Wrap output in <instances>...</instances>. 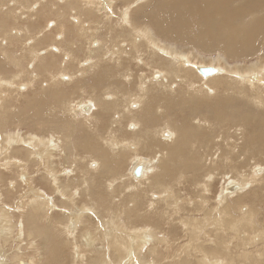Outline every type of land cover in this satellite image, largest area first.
<instances>
[{
    "label": "rangeland",
    "instance_id": "obj_1",
    "mask_svg": "<svg viewBox=\"0 0 264 264\" xmlns=\"http://www.w3.org/2000/svg\"><path fill=\"white\" fill-rule=\"evenodd\" d=\"M39 1H40V3H38L37 0L32 1L31 5L29 6L30 12L29 13H27V12L23 13L21 16V20H23L27 24L26 29L17 28V33L15 34L16 36L15 35L13 36L12 33H9V31L7 30L6 33L8 34L10 44L8 43V41L6 42V41H3V39H0V77L3 79H6V80H12V82H9L10 83L9 88H7L6 86H2V84L0 86V102L3 100V102L6 103V106H7V109H5L6 110L5 113L3 111H0L2 115L4 114L3 118L0 119V178H1L0 179V187H1L0 188V209H5L3 207H6V208L8 207L7 209L11 214V221L14 222L15 226L18 227V228L14 227V231L12 233V238H11L12 240L7 241V244L4 245L5 251L7 252L6 254H13V252L11 250L16 249L15 247H17V249H18L17 244H19V243H17L16 238L19 237L20 233L22 235V238L24 239V234H25L24 230H25V228H27V225H25L24 220H25V216L28 213L27 196H29V195H26L27 191L29 192L31 188H33L34 190H43V191L49 190L47 187L48 185H47L46 181L44 179H42V177H46L47 180L49 179L48 181L51 182L52 181L51 176H53L54 173L57 174L58 179L59 178L62 179V177L65 178V175H66V177L69 176L67 180L72 179L71 183L74 184V186H73L74 188H72V193H73L74 197L71 198V201L76 206H79L80 203H84L87 205L86 208L88 207L89 210L98 209L100 213L94 214L96 210L93 212L91 211L90 213H92V216H93L92 220L95 221L98 225H100L101 223H98L99 219H102L103 217L106 218L108 216H112V214H113V210L111 209L112 204L108 201L109 198H107L110 195V191H109L110 187H112V186L113 187H119V189L120 188L122 189V187H123V189L126 188V190H122V191L129 193L128 195H130V192L132 190H136V189H133L131 187V182H133V181L129 182L126 178L127 173L130 174L129 170L133 168V165L137 166L139 163V165H142L144 167V169L147 168V174H148L147 179L148 180L146 179L144 181V179L142 177V179L139 180V181H141L140 182L141 184L137 183V185H140L139 186L140 188L148 187L149 181L151 180L152 177H154L153 175L158 176L159 171L162 172V170H160L158 167L159 160H160L159 150H154V153L149 152V151H153V150L149 149L151 147L148 144L149 143L148 141H147V143H144L142 145L137 144V141L134 142V138H133L134 133H133L132 129L135 127L136 130H138L137 131L138 136L142 140H144L146 136H150L153 139L157 140L161 136H165V134H170L171 137L173 138L171 143H169V145H168L169 149H170V148H172V147H170V144H171V146L178 144L174 138L176 136V132H178V134H180L179 131H181V130L184 131L182 128L190 127L193 130V133H192L191 129L187 128L188 134L190 135V137H192L194 139V142H195V140H196V142L192 143L190 146L187 147V151L189 149L190 150H189V152H186L185 155L181 154V152H179V155H178L179 159L180 158L182 159V157L184 158L182 160L180 159L179 162H182L183 160L186 162H184L185 166H184V164H182L183 167L181 166V164H178V165L182 168L187 167V165L196 168L195 165L201 164L200 167L203 171H199L198 169L195 171V172H199L197 174V179H196V178H192V175L191 176L189 175L190 173H188V172L184 173L182 171V168H179V167L177 168V166H178L177 161H175L176 162L175 163L174 160L171 159V157L169 159V155L171 154V156H172L173 151L175 149H179V148L181 149L182 145H179V144H178V146L176 145L178 148L174 146L172 149H170L171 153H167L169 155L166 154L168 157L167 158V161H168L167 164L170 165V163H171L173 165L175 163L173 166L171 165V168L173 167L172 170L176 171V173L178 172L179 174L178 173L174 174L175 176H177V177H175L176 179L174 178L175 181H174V179H172L173 181L167 180V184L164 185L167 189H169L168 192L172 196V197H170V198H172L171 203H169V202L167 203V208L165 205L162 206V203L160 202L163 200L162 194L159 193V196H158V192H157V194L154 193L149 197V201L151 200L152 202L151 201L149 203L146 202L147 203L146 206L148 207L149 213H151L153 215V218H154L153 223L161 226V229L157 230V232L161 233V239H160L161 245L158 244V246H159V248L161 246L163 247V248L162 247L160 248L162 251V257L164 258V259H162V264L163 263L164 264L165 263L166 264H182V263L186 264L185 261H188V263H191V264H195V263L199 264L200 259H198V258H202V257L204 260L206 259V261H208V259L210 258L209 257L210 255L205 254L204 248L216 249V251H213L214 254L211 255V257L214 256L213 257L214 260L219 259L222 262L224 261V264H225V262L228 263L227 253L223 252L225 250H228V251L234 250L235 251L234 254L236 256L238 254L241 255V253H242L240 261L233 262L232 264H247V263L248 264H261L262 260H264V233L261 234L260 232L256 231L253 234H249L248 232L244 231L241 233L242 235H240L239 233L236 234L235 232L231 231V230L235 229V227H236L235 225H230L227 230H224V227L222 229V226L215 225L216 222L213 223L208 229L207 228L205 229L204 227L208 226V224H207L208 218L205 217V211L207 209L212 208L211 206H213V207L217 206L216 204L220 201V193H221V190L224 188V185H227L228 183L232 184V185L238 184L237 181L240 178V175L241 176L249 175V177H250L248 180L249 184H247L243 188V191L240 192V194L246 193L247 196L242 201H240L241 204L240 203L238 204L239 207L236 205L238 203V202L236 203V199L239 196V194L235 193L231 196L226 197L227 199L230 200V203L232 202L231 204L236 205V207L234 206L235 208L233 207L234 209H232V210H234V212L233 211L232 212L236 216H240V215L244 214L243 210L246 211L249 204L253 201V203L259 209V211L257 212V216H256L257 217L256 224L259 227L264 225V198H263L264 194H263V192L260 194V195H262V199L260 200V202L257 199H255V197L253 198L251 196L253 189H256V187L258 188L259 185L264 187V157H262V156H264V151L261 150V149H263V146H264V144H263V142H264V96L262 98L259 97L260 95L261 96L264 95V90H263L264 89V76L259 77L258 78L259 81L255 79L256 77H252L253 74H257V75L260 74L262 72V70L264 69V29L262 30V28L261 29L259 28V32H261V34L262 33L263 34H262V37L260 34L259 37L257 38L258 40H261V41H259L258 46L256 48L250 49V52L247 50L245 55H243V56L240 55V56H236V57L235 56H229L227 53H225L222 50H211V51L209 49L203 50L202 48H200L198 46L195 47L194 45L188 44L186 42L180 43L177 41L175 42V41H169L167 39H160V38H158L156 33L154 31H152V33L154 34L156 39L159 40V42H160V43H158L159 46H166V45L173 46L175 49H177L176 50L177 52H179V53L182 52V54H184V57L182 59H180V61L186 60L189 63H192V64L197 65V66H214V67H217V69H219L218 74L217 75L214 74L213 77L209 80L201 78L202 76L198 75V74H197L198 77H200L199 79L191 78L188 81L181 79L180 76H177V77H175V80L172 81V83L166 82L167 85L164 89H161V88L156 89L157 87H159V85L155 82H151V80L149 78L151 77V79H152V77H153L152 74H155V73H159L160 76H163L165 73L163 70H153L151 73L149 68L147 67V65L149 64V60L151 62L153 59H156V60L162 61L164 63V61H167V59L162 54H160V51L157 52L156 54H158V55H155V56H154V54H152L150 52H149L150 54L148 52H145L144 55H142L140 59H138V57L136 56L137 55L136 51L132 55H129V48H131V46L128 44V42H126L124 40L120 41L119 37L116 36L119 31L121 33L120 28L125 27L124 30H126L128 28L135 26V24L139 28L145 27L147 29L152 30V25L149 23V21H147L145 19V15H143L145 13L144 11H146V10L149 11V9H147V7L144 6V8H143L144 10L142 9V11L139 12V14H141V13L142 14L137 15L134 12L136 6H131L129 9L125 10V8L128 7V5H125L123 0H111L114 2L112 4V6H114L115 8L107 5L106 3H103L104 7H105V8H103L101 3L104 2V0H92L91 1L92 4H95L96 6L99 7L98 12H95L96 15H93L90 18L93 20H94V18H100V22L96 24V23H93L92 20L90 23H88L89 17L85 16L84 18H82L83 16L80 15L78 5L82 4V5L86 6L87 0H83V1L71 0L70 2L73 5H70L67 2V0H63V1L62 0H51L50 5H49V3L47 4L46 0H39ZM135 1L136 0H133L131 3H135ZM144 1H146V2L137 3V7L141 6V5H149L148 6V8H149L150 5L152 4L151 0H144ZM62 2L66 6H67V4H69L70 6H68V7L73 8V6L74 7L76 6V8H73L70 10L69 9L65 10V12L67 14H66L65 19L62 21H64L63 23H66L67 22L66 20H68L71 17L70 18V25L71 26L69 25L70 27H69V29H67V31H65L64 35H62V33L60 31H56L54 29V23L56 21V16H54V15H52V17L50 16V14L54 11L53 7H55L56 4L62 3ZM156 2H157V0H153V3H156ZM12 3H13V1H11L10 6L13 5ZM74 10H76V11H74ZM103 10H105V11H103ZM123 12H126V13H123ZM129 12L132 14H130ZM16 13L18 14L19 12L16 11ZM73 13H74V15H73ZM67 15H68V17H67ZM127 15H128V19H127ZM74 16L77 18L75 19ZM124 16L127 19V23H128L127 25H125L126 24L125 22L122 23V19L124 18ZM27 19H29V20H27ZM39 19L41 20V22ZM45 20H46V23H45ZM248 21L251 22V20H247V19L246 20L243 19L241 22L246 23ZM7 24L11 25V27L13 25L12 21L9 19V17L6 18V25ZM99 24L101 25L100 30L98 29L100 27ZM73 28L75 30H73ZM80 28H83L85 30V33L88 34V39L91 36H94V38H95L94 43L95 44L97 43V45H99V46L101 43L105 47L103 49V51H100L99 53L94 51V50H96L95 48L97 47L96 45H91L92 44L91 42L94 39L90 43H87L84 41V46H83L84 50L86 52L90 46L94 47V48L91 47V49H92L91 55L102 54V56H103L102 58L104 60L103 62L98 61L99 60L98 58L96 59L97 63L101 62V64L98 66V70L100 69V73L101 72H102V74L104 73L103 78H106V80L102 84L100 82L99 84L95 83V85H93L92 78L94 77V75H92V72L86 73L87 76L85 74L81 75L82 74V71H81L82 67L86 64H91L93 62H90L89 58L87 59L88 54L86 52H84V53L82 52L83 47L80 45V43L77 41V39L74 38V36H73V34H77L79 32ZM24 30H26L25 31L26 33L24 32ZM69 31H72V32L70 33ZM35 33L36 34L38 33V34L35 36ZM18 35H21V37H23V40L19 41ZM54 36H57L56 37L57 40L64 38L68 42L72 38H74V39H72L73 41L75 40L73 49L74 48H76V49H75L74 54L72 53V55H70L71 50L67 49L66 47H63V49H66V52H62V49L61 50L58 49L57 46L55 45L58 42H56V41L53 42ZM34 38H38L36 40V42H34ZM117 40H119V46L116 45ZM258 40H257V43H258ZM17 41H18V43H17ZM24 42H26V43H24ZM14 43H15V45H14ZM88 44H89V47H88ZM9 45H10V47H9ZM32 45L36 46L37 52H39V51L40 52L36 55L37 58L35 60H29L28 61V60L23 58L24 53L23 54L21 53V55H20V52H21L20 50L23 49V47H24L23 52H26L27 49H30V46H32ZM57 45H61V44L58 43ZM126 45H128V46H126ZM134 46H137V44H135ZM133 47H132V49H133ZM55 49H57V50H55ZM119 49H121L123 52L124 51L125 52L118 55ZM68 51L70 52V54ZM80 52H81V54H80ZM10 57H11V59H10ZM15 60H19V66L21 68H16L12 64L15 62ZM120 60H121V62H120ZM145 60H146V63L144 62ZM136 61H138V62H136ZM123 65H126V66H123ZM254 65H256L257 68ZM63 66H65V67H63ZM121 68H124V69L122 70ZM94 70H95V68H94ZM26 71L35 73L37 75V78H33V74H30L29 78H22V77L16 78L17 75H20V73L26 72ZM126 72H128V73H126ZM193 72H196V71L193 69ZM58 73H59V77L55 78L53 75L58 74ZM131 74H134V76H135V81L133 83L131 82L132 81L131 77H130ZM141 75H143L144 79L147 82L145 85H143L142 81H140ZM111 77L113 79L117 78V83L114 86L111 84V87H110L108 84V82H109L108 79ZM30 78H32V79H30ZM137 79H138V81H137ZM211 80H212V83L214 82L213 84L212 83L210 84ZM252 80H253V82H252ZM27 81H29V82H27ZM156 81H158V80H156ZM189 81H190V83H189ZM225 81L229 82L228 87L223 85V83ZM79 82L81 83V85ZM187 82H188V84H186ZM193 82H194V85H192ZM77 84H79V85H77ZM189 84L192 86V88ZM171 85H173V87ZM208 85H210V86H208ZM219 85H220L221 92L219 90ZM140 86H143L142 90L144 88H145V90L148 88V90L145 92L146 93L150 92V94L152 96H149L147 94L144 95L142 92L139 93L140 91H138V88ZM229 86L231 89L229 88ZM107 87H109L108 90H107ZM149 87H152V88L149 90ZM246 87H247V89H246ZM103 88H105V89H103ZM129 88L132 90V92L130 94H136V95H133L132 100L126 103L127 106H124V108H126V109H125V112L123 113V115H120V113L118 112L119 110L117 108L106 109V103H108V102L113 103V101H114V96H115L114 92H113L114 90L121 92L123 97H124L125 95L126 96L129 95V92H130ZM110 90H112V92H109L110 94L106 93ZM159 90H161L162 92H160ZM226 90L228 92H230L231 94L228 93ZM159 92L161 94H159ZM166 92H167V94H170L171 92L174 93V94L168 95L170 97L169 100L174 101L173 102L174 107H172L170 109V111H168L166 114H163L162 104L164 103V101L163 102L159 101L158 103L155 101H156V99H158L157 97L162 96ZM223 92H225V93H223ZM250 92H253V93H250ZM104 93H106V94H104ZM216 93H218L219 95ZM227 93L229 96L226 95ZM257 93H259V95H257ZM176 95L179 98L181 97V99H187L188 98L187 100L193 101V102L191 101L189 103V105L186 106L187 107L186 109H188L189 107L192 108V109L189 108L187 110L188 114H187V112L182 113L180 111L184 106H181L180 108L176 107L177 102H175V101L178 100V97ZM193 95H195L196 97ZM2 96L4 98H2ZM94 96H95V98H97V100H99V101H97L98 104H103V105H101L97 109L93 108L94 111H92V112L86 111L84 109L85 107H83V106H86V105L88 106V104L93 106L92 102L94 103V101H92V100L88 101L89 100L88 97L93 98ZM146 96L147 97H154L151 99L152 102L150 101V103H155L154 105H157L154 110H152L151 106H150V108L147 110L146 115L149 118L153 119L155 117L158 120L153 119L154 120L153 124H151V122H148L141 117H139L138 119L130 118L129 120H127L126 118L128 116L131 117L134 114H139L140 112H138V111L144 105H149L148 104L149 100L147 99ZM192 96H193V98H191ZM215 96H216V98H215ZM84 97H86L87 99L86 98L84 99ZM100 98H101V100H100ZM221 98L223 100H225L226 98L231 100L230 105L228 106V109H227V110H229V112L227 111L228 114H227V112H224L225 117H226V119L224 121H228V122L230 121V122H229V125H224L223 127L221 126V124H222L221 120L220 121H214L212 118H209L212 115V110L210 109V107H213V106L217 107L216 106L217 104H221V103H219L220 101L223 102V100ZM197 99L198 100L200 99L199 101L201 102L199 108L197 107V105H199L198 104L199 101ZM41 100H43L46 103V107L42 108V109L40 107ZM141 101L143 102V104H141ZM63 102H67L69 105V107L67 106V114L61 113L58 111V109L63 105L62 104ZM58 103H60V104H58ZM160 103H161V105H160ZM208 103H211V106H208ZM194 105H196V106H194ZM51 106H54L55 108H57L55 113L53 111L49 110L51 108L53 109V107H51ZM72 106L74 107L73 108L74 112L71 110ZM193 106L196 107V109L198 110V112H199L198 114H196L197 110H194ZM233 106L235 107V109H233ZM229 107H230V109H229ZM33 108H34V110H33ZM144 108H145V106H144ZM231 108H232V110H231ZM42 110L45 112H43ZM193 110L195 112L192 113L191 111H193ZM230 110H231V112H230ZM224 111H226V110H224ZM232 111H234V112H232ZM38 112H39V116H41L43 118H47V119L50 118L53 114L54 115L53 120L41 122L39 120V117L35 116L36 114H38ZM47 112H48V114H47ZM85 113H89V114H85ZM49 114H51V116ZM191 114H192V116H191ZM200 114H201V116H199ZM204 116H207V117H204ZM185 117H186V119H185ZM64 118H65V120L63 121ZM53 121L55 123L54 125L52 124ZM55 121H57V122L60 121L59 123L60 124L62 123V124L60 125V124L56 123ZM183 121L188 122V123L186 122L187 127L184 126L185 124ZM228 122H224V123L227 124ZM63 123L67 124V126L64 125ZM57 124H58V126H61V127L58 128ZM180 125H181V127L178 128ZM103 127H105V128H103ZM54 128H55L57 133L55 131H52V130H54ZM59 130H62V131L60 132ZM194 131H196V132H194ZM63 132H64V134H63ZM58 133H59V135L56 136ZM60 133H62V134H60ZM195 133L197 134V136H195L196 135ZM202 133H205V134L203 135ZM13 134L15 135V137H16V135L18 137H20V140L22 139L24 144H26V146H28V143H31L32 141L35 143V145H39L38 146L39 149L36 150V152H37L36 155H38V156L41 155L40 154L41 152L38 153V151H40V150H43L44 152L49 151V150L53 151L55 154L53 155L52 159H53V162L56 164L55 167H56L57 171L54 172L52 170L50 164H48L49 162H47L46 159L43 158V156L41 157L42 161L40 160L39 162H37V158L33 154V157L36 159V162H29L23 150L17 151V152H19V154L17 155V157H19V159L16 160V162L10 161L11 162L10 163L8 157L12 156V150L14 148L21 149V146L24 145V144H19V143L16 144L17 142L13 143L14 141H16V138L13 136ZM114 134H116L117 136L116 135L114 136ZM218 134H220V135L216 137V135H218ZM258 135L260 136L259 140L260 141L262 140V142H260L261 144L257 143V142H259ZM45 138H46V140H45ZM63 138H66L68 143L65 140H63ZM216 138L218 140L217 144L214 143L215 142L214 139H216ZM48 139H49V141H48ZM202 139H204V140H202ZM10 140H11V142H10ZM73 140H74V142H73ZM45 141H46V143H45ZM202 141H203V143H202ZM36 142H37V144H36ZM42 142H44L43 143L44 145H42ZM63 142H65V144L68 145L67 149L69 151H67V153L63 152V148H62ZM92 142L94 144H91ZM199 143H201V144H199ZM227 143H230L232 145V148L230 146H227ZM48 144H49V146L51 145V147H53V145H54V147L51 148L48 146ZM58 144L60 145V147L59 146L57 147ZM45 145H46V147H45ZM81 145L85 146V147H90L91 145H95L97 147H96V150H94L93 152H89L90 153L89 154L83 150ZM220 145H224L225 154H227L226 159H229L225 163H224V161H226V159L225 160L220 159L218 156V151H219ZM40 146H42V147H40ZM105 146H106V148H105ZM68 147H70V149ZM101 147L105 148V149L108 148V150H107L108 154L111 152L108 155L109 158L112 157L113 161L118 160L122 163L121 166H123V168H122V171L120 173L116 172V174L114 175L112 172L111 173H110V171L108 172V170H106L105 167L100 169L98 162H97V159H95V158H96V156L98 158V156L100 155L99 150L102 149ZM115 147H116V149H114ZM240 147H243L245 149V151L246 150L247 151L245 152L244 150L242 151V149L240 150L239 149ZM120 148H122L123 150ZM117 149H119V151L122 150L121 151L122 153L120 155H116L115 151H117ZM193 149H195V151H193ZM232 149H234L236 152V154L231 153V155H233V156L230 155V152H231L230 150H232ZM4 150H5V152H4ZM71 150H73V152ZM251 151L253 153L256 152L255 155L252 154ZM147 152H149V153L147 154ZM123 153L124 154L126 153V154L124 155ZM187 153H190V154L188 155ZM68 155L69 156L72 155L73 158H76V160L75 159L71 160V163L73 164L72 168L69 167L67 162H66V157ZM151 155H153V157ZM191 155H193V156H191ZM117 156L120 159H118ZM194 156H195V158H193ZM196 156H198V157H196ZM259 156H261L260 157L261 159L259 158ZM57 157H59V158L57 159ZM228 157H230V158H228ZM233 157H235V158H233ZM55 158H56V160H55ZM78 158H80V161H78ZM146 158H148V159H146ZM192 158H193V160H192ZM240 158L242 161L240 160ZM59 159H60V161H58ZM195 159L196 160L198 159V160L196 161ZM142 160H143V164H142ZM145 161L147 162L148 165L147 164L145 165V163H146ZM190 161H192V162H190ZM253 161H255L253 163L254 165L251 164ZM8 162H9V164H8ZM149 162L151 164H149ZM188 162H190V163H188ZM197 162H199V163H197ZM214 162H216V163H214ZM242 162H243L244 166L241 165V168H243V167L245 168V169L243 168L244 172L242 170H238L239 167H237V166H236L237 168L232 170V167L235 166L233 164H235V163L242 164ZM95 163H96V165H95ZM194 163H195V165H193ZM229 163H230V165H229ZM249 164L251 166H249ZM202 165L204 166L203 168H202ZM41 166H43L44 168ZM209 166H210V168H209ZM219 166H220V168H219ZM217 168H219V170ZM221 168H222V171H221ZM103 169H104V171H103ZM180 169H181V171H178ZM50 170H52L53 174L51 173ZM70 170L75 173L74 176H72V175L70 176L69 174H67L70 172ZM93 170H95V171H93ZM217 170L219 172H217ZM230 170H232V171H230ZM237 170L239 171V173ZM257 170H261L262 172L256 173ZM46 171H48V172H46ZM123 171H124V173H122ZM126 171H127V173H125ZM207 171L210 173H206ZM211 171H212V173H211ZM224 171L227 174L224 173ZM245 171H247V172L245 173ZM57 172L58 173L61 172V173L58 174ZM94 172H96L97 174H95ZM98 172H99V174H98ZM213 172H215V173H213ZM37 173H39V174H37ZM82 173L86 174V175H91V174L94 175L92 177V183L90 185V189L93 190V194L91 195V199L96 201L97 205L99 207L93 206L92 201L90 202V201L86 200L85 198H82L80 196L78 197L75 195L77 193V191H79L82 188V186H80L81 185L80 175ZM150 173L152 175H150ZM183 173H184V175L186 174L184 176V178H182ZM107 174H109V175H107ZM208 174H210V176ZM23 175L24 176L27 175L30 178L23 179ZM178 175H180V176H178ZM204 175H207L208 177L204 176ZM33 176L37 177V178H34ZM99 177H101V178H99ZM111 177H114V178L116 177L115 178L116 181L114 182L115 179H113ZM135 177H140V175L135 176ZM190 177H191V179H190ZM74 178H77V179H74ZM118 178H119V181L117 180ZM235 178L236 179L238 178V179L236 180ZM179 179L181 180V182ZM193 179H194V181H193ZM177 180L179 181L178 184H177ZM196 181L198 182V184H196ZM206 181H208V182L204 183ZM250 181H252V182H250ZM116 182H119V183H116ZM175 182H176V185H178V186L175 185ZM192 182L195 183L194 184L195 187L193 186ZM255 182H258V183L260 182V183L258 184ZM51 183L53 184V182H51ZM61 183L63 184L65 182L62 181ZM170 184H172V185H170ZM190 184H192V185H190ZM124 185H127V186H124ZM166 185H169V186H166ZM199 186H200V188H199ZM155 187H156V190L160 189L158 184H156ZM175 189L176 190L179 189V192L181 194L179 193L178 196H176V190ZM18 191H20V192H18ZM25 191H26V193H25ZM205 194H206V196H205ZM57 195H60V194L57 193ZM17 198H19L18 204H17ZM23 198L25 200H23ZM106 198L108 201L107 203L105 201H103ZM46 199H47L46 204L50 208H54L53 202L50 201L48 198H46ZM55 200L57 201L58 205H59V202L62 203V201H63L60 199L57 200V198H55ZM262 200H263V202H262ZM172 206H174L176 208V210H177L176 213L173 212ZM55 207H56V209L53 212H51V214L49 215V216H52L53 219H54V216L57 217L59 215H61V217H65V219H67L69 217V215L71 214V211L69 210L70 209L69 206L68 207L67 206H63V207L55 206ZM158 207L160 208V210L163 208L162 211L164 210L165 213H167V214L164 213L165 218L163 215L162 216L157 215L156 210L159 209ZM243 208H245V209H243ZM61 209L63 211H59L58 213H56L58 210H61ZM11 210H13V211H11ZM121 210H124V209H121ZM169 210H171L172 212L171 211L169 212ZM16 211H17V213H16ZM125 213H126V211H123V214L120 216L121 223H116L115 226L112 224L109 225L111 230L117 231L119 229V226L122 225V227H124L122 229L125 233H132V231H134V230L136 232V230L138 228H142V226L144 227V229H142V230L143 231L146 230L145 232H147L149 230L155 231L154 226L153 227L146 226L147 218L145 217L144 213H140L136 210H135V212L132 213L133 215H135L137 217V219H140L141 224H139V222L135 219L127 220L129 218H127L125 216ZM192 218H195L198 221H200V220L203 221V223H200V226H203L200 233L196 232L199 229L198 226L192 227L191 225L187 224ZM158 219H160V220H158ZM218 219H220V217ZM43 220H45V219H43ZM0 229H1V227H0ZM210 229H214L216 231L215 235H213L209 232ZM15 231L17 234L15 233ZM93 231L95 232L96 228ZM53 232H55V231H53ZM74 232L75 233H73V236H74V238H77V234L79 232L78 231H74ZM2 233H3V231L0 234H2ZM56 234L62 235L61 232H58V231L56 232ZM14 235H15V237H14ZM246 236L248 237L247 239H246ZM240 237H241V239H240ZM244 239L246 240L245 243L248 247L244 246L245 243H243L244 245H242L240 243V245L238 247H234V244L237 241H239V240L241 241ZM19 240H21V239L19 238ZM217 240L219 241V243ZM13 243H14V245H13ZM206 244H207V246H205ZM12 245H13V247H11ZM2 246L3 245H2V242L0 239V249L2 248ZM38 246L39 247H38L37 251H35L36 253H34L33 256H37V252L41 253V256L44 258L43 264H47V262L45 261V254H44V250H46V249L43 247L42 242H39ZM18 250L20 252H22L21 249H18ZM198 250H199V252H197ZM181 251H184V252H181ZM188 251H190V252H188ZM10 252H12V253H10ZM211 252L212 251H210L209 253H211ZM221 252H223V255L221 254ZM248 252H250V253H248ZM246 253H248V254H246ZM205 255H208V256H205ZM66 257L68 259V255ZM165 257H168V258H165ZM24 258L28 259L29 257L27 255ZM110 260L111 259H109V261ZM165 260H167V261H165Z\"/></svg>",
    "mask_w": 264,
    "mask_h": 264
},
{
    "label": "bare ground",
    "instance_id": "obj_2",
    "mask_svg": "<svg viewBox=\"0 0 264 264\" xmlns=\"http://www.w3.org/2000/svg\"><path fill=\"white\" fill-rule=\"evenodd\" d=\"M11 1H13V5L10 6V3ZM32 1H36V0H0V39H3V41H8V43L10 42L9 38H8V34L6 33L7 30L9 31V33H12V35L14 36L16 33H17V28H23V29H26L27 28V24L21 20V16L23 13H29L30 12V8L29 6L31 5V2ZM38 3H40L39 0H37ZM63 1V0H62ZM71 0H67V2L70 4V5H73L71 2ZM78 1V0H77ZM79 1H83V0H79ZM92 0H87V5L84 6L82 4H77L78 5V8H79V12H80V15L83 16L82 18H84L85 16L86 17H89L88 19V23L91 22V20L93 21V23H99L100 22V18H94L93 19H90L93 15H96L95 12H98V9L99 7L96 6L95 4H92L91 2ZM133 0H123L124 4L125 5H128V7L125 8V10L129 9L131 6H136L135 8V14L137 15H141L139 14V12L142 11V9L145 7H147L148 10L144 11L143 15H145V19L147 21H149V23L152 25V30L150 29H147L145 27L143 28H139L138 26H133L131 28H128L126 30H124L125 27H122L120 28L121 30V33L120 31L118 32V34L116 35L117 37H119V40L122 41H126L128 42V44L131 46V48H129V55H132L133 53H137V57L138 59L141 58L142 55H144L145 52H150L152 54L155 55H158L156 54L157 52L160 51V54H162L166 59L167 61H164V63L162 61H159V60H156V59H153L151 62L149 60V64L147 65V67L149 68L150 72L152 73L153 70H163L164 71V75L163 76H160L159 73H155V74H152V79L151 77L149 78L151 80V82H155L159 85V87H157L156 89H164L167 85L166 82L168 83H172L173 80H175V77L177 76H180L181 79H184V80H190L191 78H195V79H199L200 77H198V75H200L199 73V70L201 68H211L214 70V74L217 75L218 72H219V69H217V67H214V66H197V65H194L192 63H189L188 61L186 60H183V61H180V59H182L184 57V54L179 53L177 52L173 46H159L158 43L159 40L156 39V37L154 36V34L152 33V31H154L156 33V35L158 36V38L160 39H167L169 41H177V42H186L188 44H191V45H194L195 47H200L202 48L203 50L205 49H209L210 51L211 50H222L224 51L225 53H227L229 56H243L246 54V51L248 50L250 52V49H253V48H256L259 44V41L261 40H258L257 38L259 37V35L261 34V32H259V28L262 30L264 29V0H157L156 3H153V0H151L152 4L150 5V7L148 8L149 5H141V6H138L137 7V3L139 2H146L144 0H136L135 3H131ZM47 4L51 3V0H46ZM9 3V4H8ZM103 3H106L107 5L109 6H112V4L114 3L113 1L111 0H104V2H102V7H104V4ZM43 4V3H42ZM41 4V5H42ZM45 4V3H44ZM69 4L64 5V3H58L56 4L55 7H53L54 11L50 14V16L52 17V15L56 16V21L54 23V29L56 31H60L62 33V35H64L65 31H67V29H69V27L71 26L70 25V18L68 20H66L67 22L66 23H63L66 17V12L65 10L67 9H73V8H76V6L73 8L72 7H68L70 6ZM143 4V3H142ZM53 5V4H52ZM62 5V6H61ZM89 5V6H88ZM7 6V7H6ZM47 6V5H46ZM14 7V8H13ZM40 7V6H39ZM113 8H115L114 6H112ZM38 10V9H37ZM144 10V9H143ZM16 11H18L19 13L17 14ZM76 11V10H74ZM105 11V10H103ZM73 12V11H72ZM128 12V11H127ZM102 13V12H101ZM104 13V12H103ZM123 13H126V12H123ZM130 13V12H129ZM132 14V13H130ZM74 15V13H73ZM72 15V16H73ZM70 16V15H69ZM106 16V15H105ZM135 16V15H134ZM133 16V17H134ZM12 21V27L11 25H6V18H8ZM68 17V15H67ZM75 17V16H74ZM47 18V17H46ZM77 17H75L76 19ZM136 18V17H135ZM107 19V18H106ZM122 19V18H121ZM127 19H128V15H127ZM127 19L124 18L122 19V23L125 22L127 25ZM133 19V18H132ZM131 19V20H132ZM138 19V18H137ZM251 20V22H246V23H242L241 21L242 20ZM29 20V19H27ZM37 20V19H36ZM40 20V19H39ZM47 20V19H46ZM46 20H45V23H46ZM105 20V19H104ZM136 20V19H135ZM44 21V20H43ZM41 22V20H40ZM108 22V21H107ZM138 22V21H137ZM76 23V22H75ZM143 23V22H142ZM138 24V23H137ZM148 24V23H147ZM146 24V25H147ZM70 25V26H69ZM76 25V24H75ZM85 25V24H84ZM26 26V27H25ZM77 26V25H76ZM83 26V25H82ZM99 30L101 28V25L99 24ZM112 27V26H111ZM128 27V26H127ZM72 28V27H71ZM70 28V29H71ZM40 29V28H39ZM53 29V28H52ZM73 30H75L73 28ZM108 30V29H107ZM119 30V29H118ZM261 30V31H262ZM23 31V30H22ZM26 30H24L25 32ZM89 31V30H88ZM87 31V32H88ZM91 31V30H90ZM95 31V30H94ZM23 32V33H24ZM39 32V31H38ZM70 33L72 31H69ZM26 33V32H25ZM34 33V32H33ZM43 33V32H42ZM68 33V32H67ZM96 33V32H95ZM101 33V32H100ZM29 34V33H28ZM38 34V33H37ZM35 33V36L37 35ZM41 34V33H40ZM263 34V33H262ZM262 34H261V37H262ZM16 36V35H15ZM23 36V35H22ZM74 38L77 39V41L80 43V45L83 47L84 46V41L87 42V43H90L93 39V41L91 42L92 44L91 45H96L94 51H96L97 53H99L100 51H103V49L105 48L101 43H100V46L97 45V43L95 44L94 41H95V38L94 36H91L89 39H88V34L85 33V30L83 28H80L79 29V32L77 34H73ZM12 37V36H11ZM18 39L19 41L23 40V37H21V35H18ZM57 36H54L53 37V42H58L60 43L61 45H57V48L58 49H62V52H66V49H63V47H66L67 49H70L69 51V54L72 55V53L74 54L75 52V49H73V46H74V42L75 40L73 41L72 38L69 42L67 40H65L64 38H61L60 40H57L56 38ZM260 37V38H261ZM26 38V37H25ZM70 38V37H69ZM33 39V38H32ZM38 38H34V42H36ZM262 39V38H261ZM26 40V39H25ZM119 40L116 41V45L119 46ZM257 40H258V43H257ZM12 41V40H11ZM97 41V40H96ZM13 42V41H12ZM40 42V41H39ZM125 42V43H126ZM18 43V41H17ZM22 43V42H21ZM26 43V42H24ZM109 43V42H108ZM7 44V43H6ZM10 44V43H9ZM12 44V43H11ZM41 44V43H40ZM135 44H137V46H134ZM15 45V43H14ZM61 46V47H60ZM128 46V45H126ZM134 46V47H133ZM10 47V45H9ZM88 47H89V44H88ZM91 47L93 46H90L88 49H87V52L84 50V47H83V53L86 52L88 54V57L87 59L89 58L90 62H93L91 64H86L82 67V74L81 75H86V73H90L92 72V75H94V77L92 78V82H93V85H95V83L99 84L101 82L104 83V81L106 80V78H103L104 77V73L102 74V72L100 73V69L98 70V66L101 64V62H98L96 61V59L98 58L99 60L98 61H104L103 60V56L102 54H97V55H91ZM133 47V49H132ZM176 47V46H175ZM6 48V47H5ZM94 48V47H93ZM112 48V47H111ZM118 48V47H117ZM116 49V48H115ZM132 49V50H131ZM24 50V47L23 49H21L20 51V55L21 53L23 55V58L26 59V60H35L37 57L36 55L40 52H37L36 50V46L32 45L30 46V49H27L26 52H23ZM26 50V49H25ZM54 50V49H53ZM57 50V49H55ZM80 50V49H79ZM107 51V50H106ZM208 51V50H207ZM125 52V51H124ZM121 49H119V52H118V55H120L121 53H124ZM49 53V52H48ZM78 53V52H77ZM111 53V52H110ZM149 53V54H150ZM81 54V52H80ZM226 56V55H225ZM134 57V56H133ZM44 58V57H43ZM127 58V57H126ZM189 58V57H188ZM11 59V57H10ZM40 59V58H39ZM119 59V58H118ZM135 59V58H134ZM137 59V60H138ZM242 59V58H241ZM240 59V60H241ZM3 60V59H2ZM43 60V59H42ZM47 60V59H46ZM85 60V59H84ZM122 60V59H121ZM120 60V62H121ZM126 60V59H125ZM188 60V59H187ZM246 60V59H245ZM204 61V60H203ZM202 61V62H203ZM4 62V61H3ZM75 62V61H74ZM107 62V61H106ZM109 62V61H108ZM117 62V61H116ZM119 62V61H118ZM124 62V61H123ZM133 62V61H132ZM138 62V61H136ZM146 63V60L144 61ZM201 62V63H202ZM76 63V62H75ZM148 63V62H147ZM234 63V62H233ZM255 63V62H254ZM16 68H21L19 66V60H15L14 63H12ZM78 64V63H77ZM219 64V63H218ZM65 65V64H64ZM68 66V65H67ZM115 66V65H114ZM122 66V65H121ZM120 66V67H121ZM123 66H126V65H123ZM256 67V65H254ZM65 67V66H63ZM105 67V66H104ZM128 67V66H127ZM95 68V70H94ZM125 68V67H124ZM124 68H121L122 70ZM146 68V67H145ZM257 68V67H256ZM260 68V67H259ZM193 69L196 71V72H193ZM114 70V69H113ZM254 70V69H253ZM259 70V69H258ZM64 71V70H63ZM109 71V70H108ZM256 71V70H255ZM118 72V71H117ZM120 72V71H119ZM226 72V71H225ZM251 72V71H250ZM80 73V72H79ZM122 73V72H121ZM128 73V72H126ZM231 73V72H230ZM238 73V72H237ZM257 73V72H256ZM264 69L262 70V72L260 74H251L252 77H256L255 79L259 81V77H262L264 76ZM30 74H33V78H37V75L33 72H22L20 73V75H17L16 78H29V75ZM74 74V73H73ZM198 74V75H197ZM207 75L206 77H202L203 79H206V80H209L213 77V75ZM55 78H58L59 77V73L58 74H55L53 75ZM87 76V75H86ZM115 76V75H114ZM117 76V75H116ZM151 76V75H150ZM84 77V76H83ZM108 77V76H107ZM113 77V76H112ZM109 78L108 79V84L109 86L111 87V84L114 86L116 85L117 83V78L116 79H113V78ZM131 82L133 83L135 81V76L134 74H131ZM32 79V78H30ZM120 79V78H119ZM83 80V79H82ZM102 80V81H101ZM158 80V81H156ZM233 80V79H232ZM242 80V79H241ZM244 80V79H243ZM246 80V79H245ZM123 81V80H122ZM138 81V79H137ZM136 81V82H137ZM142 81V84L145 85L147 82L146 80L144 79L143 75H141V80ZM9 82H12V80H6V79H3L0 77V86L2 84V86H6L7 88H9ZM29 82V81H27ZM119 82V81H118ZM135 82V83H136ZM206 82V81H205ZM253 82V80H252ZM80 83V82H79ZM85 83V82H84ZM190 83V81H189ZM212 83V80L210 81V84ZM214 83V82H213ZM212 83V84H213ZM223 83V82H222ZM96 84V85H97ZM137 84V83H136ZM153 84V83H152ZM188 84V82L186 83ZM217 84V83H216ZM255 84V83H254ZM263 84V83H262ZM79 85V84H77ZM81 85V83H80ZM121 85V84H120ZM190 85V84H189ZM194 85V82L193 84ZM224 86H227L229 85V82L225 81L223 83ZM28 86V85H27ZM149 86V85H148ZM147 86V87H148ZM173 87V85H171ZM191 86V85H190ZM207 86V85H206ZM210 86V85H208ZM53 87V86H52ZM125 87V86H124ZM194 87V86H193ZM261 87V86H260ZM95 88V87H94ZM100 88V87H99ZM109 87H107V90H108ZM143 86H140L138 88V91H140L139 93H143L144 95L147 94L149 96H152L149 93H146L145 91L148 90V88L145 90V88L142 90ZM152 87H149V90L151 89ZM192 88V86H191ZM222 88V87H221ZM230 88V86H229ZM244 88V87H243ZM47 89V88H46ZM45 89V90H46ZM105 89V88H103ZM127 89V88H126ZM211 89V88H210ZM226 89V88H225ZM231 89V88H230ZM247 89V87H246ZM245 89V90H246ZM253 89V88H252ZM262 89V88H261ZM52 90V89H51ZM125 90V89H124ZM130 92H129V95L128 96H124L122 95L121 92H118L116 90H114V101L113 103H106V109H110V108H117L120 113V115H123V113L125 112V109L124 106H127V102L131 101L132 98H133V95H136V94H130L132 92V90L129 88ZM193 90V89H192ZM208 90V89H207ZM219 90H220V85H219ZM233 90V89H232ZM259 90V89H258ZM264 90V89H263ZM48 91V90H47ZM128 91V90H127ZM160 92H162L161 90H159ZM227 91V90H226ZM249 91V90H248ZM109 92H112V90L106 92L108 94H110ZM159 92V94H161ZM221 92V90H220ZM228 92V91H227ZM232 92V91H231ZM235 92V91H234ZM244 92V91H243ZM246 92V91H245ZM76 93V92H75ZM104 93V94H106ZM127 93V92H126ZM138 93V94H139ZM188 93V92H187ZM225 93V92H223ZM230 93V92H228ZM228 93L226 95H228ZM250 93H253V92H250ZM260 93V92H259ZM259 93H257V95H259ZM47 94V93H46ZM137 94V95H138ZM170 94H174L173 92H171ZM170 94H167L164 93L162 96H159L157 97L158 99H156L155 102H163L164 103L162 104V111H163V114H166L168 111H170V109L172 107H174V101H171L169 100L170 97L168 95ZM218 94V93H216ZM231 94V93H230ZM249 94V93H248ZM9 95V94H8ZM7 95V96H8ZM180 95V94H179ZM191 95V94H190ZM219 95V94H218ZM217 95V96H218ZM247 95V94H246ZM252 95V94H251ZM55 96V95H54ZM96 96V95H95ZM95 96L93 98H89L88 101H94V103L92 102L93 106L88 104V106H83L85 107L84 109L86 111H94L93 108H99L101 105L103 104H98L97 101V98H95ZM177 96V95H176ZM195 96V95H193ZM193 96L191 98H193ZM229 96V95H228ZM264 95H260L259 97H263ZM103 97V96H102ZM147 97V96H146ZM178 97V96H177ZM183 97V96H182ZM196 97V96H195ZM224 97V96H223ZM246 97V96H245ZM258 97V96H257ZM2 98H4L2 96ZM86 97H84L85 99ZM152 98L154 97H147V99L149 100L148 101V104L149 105H144V106L138 111L140 112L139 114H134L133 116L131 117H127L126 119L129 120L130 118H136L138 119L139 117L145 119L146 121L148 122H151V124L154 123V120L157 119V118H149L146 114H147V110L150 108L151 106V109L154 110L155 107L157 105H154L155 103H150V101L152 102ZM216 98V96H215ZM218 98V97H217ZM87 99V98H86ZM94 99V100H93ZM172 99V98H171ZM188 99V98H187ZM187 99H181V97L179 98L178 97V100L175 101L177 102L176 104V107H181V106H184L180 111L182 113H186L188 109H186L189 105V103L192 101L190 100H187ZM222 99V98H221ZM253 99V98H252ZM101 100V98H100ZM183 102H182V101ZM194 100V99H193ZM198 100V99H197ZM200 100V99H199ZM198 100V101H199ZM217 100V99H216ZM223 100V99H222ZM40 101V100H39ZM230 99H225L223 100V102H219L221 104H217L216 106L217 107H210V109L212 110V115L211 117L209 118H212L214 121H220L222 122L221 126L223 127L224 125H229V122L228 121H224L226 119L225 117V113L224 112H229L228 109V106L230 105ZM47 102V101H46ZM193 102V101H192ZM233 102V101H232ZM90 103V102H89ZM156 103V104H157ZM196 103V102H195ZM194 103V104H195ZM200 101L198 102L199 105H197V107L199 108L200 106ZM206 103V102H205ZM214 103V102H213ZM216 103V102H215ZM236 103V102H235ZM60 104V103H58ZM63 105L58 109L59 112L61 113H66L67 114V106L69 107L68 103L67 102H63L62 103ZM141 104H143V102L141 101ZM251 104V103H250ZM161 105V103H160ZM202 105V104H201ZM245 105V104H244ZM39 106V105H38ZM59 106V105H58ZM74 106V105H73ZM71 107V110L74 112L73 108L74 107ZM191 106V105H190ZM196 106V105H194ZM193 106V109L194 110H197L196 107ZM208 106H211V103H208ZM236 106V105H235ZM40 107L41 109L42 108H45L46 107V103L41 100L40 102ZM53 107V109H49L50 111H53L55 113L56 109L54 106H51ZM81 107V106H80ZM238 107V106H237ZM5 109H7V106H6V103L3 102V100L0 102V111H3L5 113ZM83 109V108H82ZM95 109V110H96ZM192 109V108H190ZM230 109V107H229ZM233 109H235V107L233 106ZM237 109V108H236ZM34 110V108H33ZM81 110V109H80ZM191 111L192 113L195 112V111ZM226 110V111H224ZM232 110V108H231ZM230 110V112H231ZM43 111V110H42ZM49 111V112H50ZM236 111V110H235ZM45 112V111H43ZM227 112V114H228ZM234 112V111H232ZM70 113V112H69ZM105 113V112H104ZM198 110L196 112V114H198ZM48 114V112H47ZM83 114V113H82ZM85 114H89V113H85ZM84 114V115H85ZM188 114V112H187ZM35 115V114H34ZM33 115V116H34ZM41 115V114H40ZM51 116V114H49ZM69 115V114H68ZM83 115V116H84ZM206 115V114H205ZM230 115V114H229ZM4 114L2 115L1 112H0V119L3 118ZM36 117H39V120L41 122L43 121H52L53 120V114L50 118H43L41 116H39V112L38 114L35 115ZM62 116V115H61ZM72 116V115H71ZM184 116V115H183ZM182 116V117H183ZM190 116V115H189ZM192 116V114H191ZM197 116V115H196ZM201 116V114L199 115ZM228 116V115H227ZM246 116V115H245ZM48 117V116H47ZM64 117V116H63ZM62 117V118H63ZM67 117V116H66ZM204 117H207V116H204ZM60 118V117H59ZM186 119V117H185ZM184 119V120H185ZM188 119V118H187ZM238 119V118H237ZM242 119V118H241ZM246 119V118H245ZM56 120V119H55ZM65 120V118L63 119V121ZM99 120V119H98ZM158 120V119H157ZM232 120V119H231ZM239 120V119H238ZM244 120V119H243ZM242 120V121H243ZM249 120V119H248ZM247 120V121H248ZM228 122L227 124L224 123V122ZM56 123L60 124L59 122L55 121ZM67 122V121H66ZM85 122V121H84ZM182 122V121H181ZM184 122V126H186V122L187 121H183ZM263 122V121H262ZM118 123V122H117ZM188 123V122H187ZM53 125L55 124L54 121L52 123ZM51 124V125H52ZM57 124V126H58ZM62 124V123H61ZM60 124V125H61ZM64 124V123H63ZM236 124V123H235ZM67 126V124H64ZM56 126V127H57ZM183 126V127H184ZM190 126V125H189ZM263 126V125H262ZM46 127V126H45ZM55 127V128H56ZM61 127V126H58V128ZM181 125L178 127L180 128ZM187 127V126H186ZM238 127V126H237ZM3 128V127H2ZM52 130V131H55L56 130ZM57 128V129H58ZM105 128V127H103ZM188 129H191L190 127H187ZM187 128H182L184 131H179L180 134H178V132H176V136L174 137L175 138V141L179 144V145H182L181 146V149H175L172 153V156L171 154H167V153H171V150L174 146L177 147L178 144H175L173 146H171L170 144V148L169 149V143H171L172 141V137L170 134H165V136H161L159 139L155 140L153 139L152 137L150 136H146L144 140L140 139L139 136H138V133L136 130V128L134 127L132 130H133V133H134V142L137 141V144H144V143H147V141L149 142L148 144L150 145L151 148L149 149H152L153 151H149V152H153L154 153V150H159L160 152V160H159V164H158V167L160 170H162V172L159 171V175L156 176V175H153L154 177L151 178V180L149 181V186L148 187H142L140 188L139 186L140 185H137V183L139 184L143 177L144 181L147 179V168L144 169V167L142 165H138L134 166L133 165V168L129 170L130 174L127 173V171L125 173H127V180L130 182V181H133L131 182V187L133 189H136V190H132L130 192V195H128L129 193H126L122 190H126L122 189L120 190L119 187H110L109 188V191H110V195L107 197L109 198L108 201L112 204V207L111 209L113 210V214L112 216H108L106 218H102V219H99V222L98 223H101L100 225H98L95 221L92 220L93 216H92V213H90L91 211H95L94 214H98L100 213L98 209H95V210H89L88 207L86 208V204L84 203H80L79 206H76L74 205V203L71 201V198L74 197L73 196V193H72V188H74V184L71 183L72 182V179L70 180H67L68 177H66L65 175V178L62 177V179H58L57 177V174L54 173L53 176H51L53 173H52V170L54 172L57 171L56 169V164L53 162V155L55 154L53 151L49 150V151H46L44 152L43 150H40L38 151L41 152L40 154L41 155H36L37 152L36 150L39 149L38 146L39 145H35V143L32 141L31 143H28V146H26V144H24L23 140L21 139L20 140V137H18L16 135L13 134V136L16 138V141H14L13 143H16V144H24L21 146V149L19 148H14L12 150V156L8 157L9 158V162L10 161H14L16 162V160L19 159V157H17V155L19 154V150H23L28 161L29 162H36V159L33 157V154L36 156L37 158V162H39L41 160V157L43 156L44 159H46L47 162H49L48 164H50L52 170L51 171V177H52V181L53 184L47 180L46 177H42V179H44L47 183V187L49 190L47 191H43V190H34L33 188L30 189V191L28 192L27 191V194L26 195H29L27 196V206H28V213L27 215L25 216V225H27V228H25V234H24V239L22 238V235L20 233L19 237L16 238L17 239V244L18 245V249H21L22 252H20L17 247H15L16 249L14 250H11L13 252V254H6L7 252L5 251V248H4V245L7 244V241H11L12 239V233L14 231V227H17L15 226V223L11 221V214L10 212L8 211V207H3L5 209H0V233L3 231L2 234H0V239H1V242H2V248L0 249V264H43L44 262V258L41 256V253L37 252V256H33L34 253H36L35 251H37L38 249V244L39 242H42V245L43 247L46 249L44 250V254H45V261L47 262V264H162V259H164L162 257V251H161V247L159 248L158 244H160V239H161V233H158L157 230L161 229V226L160 225H157V224H154L153 223V215L151 213H149L148 211V207L146 206L147 203H149V197L158 192V196H159V193L162 194V201H160L162 203V206H166L167 208V203H171V199L170 197H172L170 194H169V189H167L164 185L167 184V180H172L174 179L175 176L174 174H177L176 171L172 170L171 168V163L170 165L167 164V155H169V159L171 157V159L175 161H177V165L178 164H184V162L186 161H182V162H179L180 159H179V152H181V154H184L186 152H189V150L187 151V147L190 146L192 143H195L194 142V139L192 137H190V135L188 134V129ZM193 128V127H192ZM52 129V128H51ZM61 129V128H60ZM192 130V129H191ZM60 132L62 130H59ZM98 131V130H97ZM190 131V130H189ZM68 132V131H67ZM115 132V131H114ZM196 132V131H194ZM46 133V132H45ZM52 133V132H51ZM57 133V132H56ZM192 133H193V130H192ZM261 133V132H260ZM62 134V133H60ZM64 134V132H63ZM113 134V133H112ZM196 134V133H195ZM194 134V135H195ZM203 135L205 133H202ZM43 135V134H42ZM53 135V134H52ZM59 133L56 135L58 136ZM68 135V134H67ZM116 134H114L115 136ZM220 134L216 135L219 136ZM260 135V134H259ZM258 135V140L260 138V136ZM44 136V135H43ZM102 136V135H101ZM117 136V135H116ZM197 136V134L195 135ZM201 136V135H200ZM41 137V136H40ZM164 137V138H163ZM199 137V136H198ZM24 138V137H23ZM48 138V137H47ZM51 138V137H50ZM25 139V138H24ZM197 139V138H196ZM205 139V138H204ZM202 139V140H204ZM46 140V138H45ZM51 140V139H50ZM63 140H65L67 143L68 141L66 140V138H63ZM98 140V139H97ZM215 142L214 143H218V140L217 138L214 139ZM49 141V139H48ZM47 141V142H48ZM60 141V140H59ZM62 141V140H61ZM104 141V140H103ZM102 141V142H103ZM174 141V142H175ZM220 141V140H219ZM11 142V140H10ZM51 142V141H50ZM58 142V141H57ZM74 142V140H73ZM262 142V140L257 143H260ZM44 142H42V145ZM46 143V141H45ZM56 143V142H55ZM77 143V142H76ZM75 143V144H76ZM109 143V142H108ZM203 143V141H202ZM37 144V142H36ZM74 144V145H75ZM89 144V143H88ZM91 144H94L93 142ZM110 144V143H109ZM173 144V143H172ZM198 144V143H197ZM201 144V143H199ZM261 144V143H260ZM264 144V142H263ZM102 145V144H101ZM100 145V146H101ZM177 145V146H176ZM49 146V144H48ZM60 147V145L58 144L57 147ZM67 146L65 144V142H63V152L67 153V151H69L67 149ZM227 146H230L232 148V145L230 143H227ZM259 146V145H258ZM261 146V145H260ZM27 147V148H26ZM30 147V148H29ZM42 147V146H40ZM46 147V145H45ZM51 147V145L49 146ZM54 147V145H53ZM51 147V148H53ZM81 147L83 148V150L87 153L89 152H93L94 150H96V147L95 145H91L90 147H85V146H82ZM180 147V146H179ZM70 149V147H68ZM78 148V147H77ZM102 148V147H101ZM106 148V146H105ZM105 148H102L100 149L98 152H99V156L95 159H97V162H98V165L100 167V169H102L103 167H105L106 170H108V172L110 171V173L112 172L114 175L116 174V172L120 173L122 171V168L123 166L122 163L118 160L116 161H113V158L112 157H108V155L111 153H107V149ZM178 148V147H177ZM200 148V147H199ZM256 148V147H255ZM258 148V147H257ZM55 149V148H54ZM73 149V148H72ZM116 149V147L114 148ZM122 149V148H120ZM197 149V148H196ZM240 150L242 149V151L245 149L243 147H240L239 148ZM77 150V149H76ZM123 150V149H122ZM122 150L119 151V149H117L116 152V155H120L122 152ZM198 150V149H197ZM252 150V149H251ZM256 150V149H255ZM262 151H264V146H263V149H261ZM10 151V150H9ZM57 151V150H56ZM61 151V150H60ZM59 151V152H60ZM73 152V150H71ZM78 151V150H77ZM193 151H195V149H193ZM230 155L231 153L232 154H236L235 150L232 149L230 150ZM247 151V150H246ZM245 151V152H246ZM257 151V150H256ZM5 152V150H4ZM7 152V151H6ZM147 152V154L149 153ZM198 152V151H197ZM252 152V151H251ZM158 153V152H157ZM196 153V152H195ZM256 153V152H255ZM255 153L252 152V154L255 155ZM259 153V152H258ZM263 153V152H262ZM6 154V153H5ZM58 154V153H57ZM64 154V153H63ZM70 154V153H69ZM90 154V153H89ZM95 154V153H94ZM124 154V153H123ZM126 154V153H125ZM124 154V155H125ZM156 154V153H155ZM167 154V155H166ZM188 155L190 153H187ZM193 154V153H192ZM238 154V153H237ZM59 155V154H58ZM157 155V154H156ZM253 155V156H254ZM62 156V155H61ZM111 156V155H110ZM147 156V155H146ZM153 157V155H151ZM183 156V155H182ZM187 156V155H186ZM193 156V155H191ZM218 156L220 159H223L225 160L226 159V156L227 154H225V149H224V145H220L219 147V151H218ZM233 156V155H231ZM238 156V155H237ZM240 156V155H239ZM5 157V156H4ZM79 157V156H78ZM181 157V156H180ZM198 157V156H196ZM261 156H259L260 158ZM264 157V156H262ZM59 157H57L58 159ZM118 158V156H117ZM156 158V157H155ZM195 158V156L193 157ZM192 158V160H193ZM217 158V157H216ZM230 158V157H228ZM235 158V157H233ZM238 158V157H237ZM236 158V159H237ZM72 159H75L76 158H73L72 155L71 156H67L66 157V162L68 164L69 167L72 168V163H71V160ZM120 159V158H118ZM148 159V158H146ZM182 159H184L182 157ZM181 159V160H182ZM186 159V158H185ZM207 159V158H206ZM261 159V158H260ZM56 160V158H55ZM74 160V161H75ZM153 160V159H152ZM188 160V159H187ZM191 160V159H190ZM196 160V159H195ZM198 160V159H197ZM196 160V161H197ZM209 160V159H208ZM229 159H226L225 162H227ZM238 160V159H237ZM241 160V158H240ZM239 160V161H240ZM248 160V159H247ZM42 161V160H41ZM45 161V162H46ZM60 161V159L58 160ZM78 161H80V158H78ZM236 161V160H235ZM234 161V162H235ZM242 161V160H241ZM240 161V162H241ZM8 162V164H9ZM146 162V161H145ZM151 162V161H150ZM149 162V164H151ZM192 162V161H190ZM188 162V163H190ZM194 162V161H193ZM232 162V161H231ZM255 161H253L251 164H253ZM11 163V162H10ZM42 163V162H41ZM75 163V162H74ZM78 163V162H77ZM136 163V162H135ZM176 163V162H175ZM174 163V164H175ZM196 163V162H195ZM195 163L193 165H195ZM199 163V162H197ZM216 163V162H214ZM233 163V162H232ZM59 164V163H58ZM142 164H143V160H142ZM147 164V162L145 163V165ZM173 164V165H174ZM187 164V163H186ZM228 164V163H227ZM226 164V165H227ZM256 164V163H255ZM41 165V164H40ZM43 165V164H42ZM84 165V164H83ZM96 165V163H95ZM148 165V164H147ZM157 165V164H156ZM172 165V166H173ZM176 165V166H177ZM190 165V164H189ZM201 165V164H200ZM200 165H195V167H191V166H188L185 167V168H182L180 167L179 165L177 166V168H182V171L184 173L188 172L190 173L189 175L191 176L192 175V178H196L197 179V174L199 172H195L197 169L199 171H203L200 167ZM212 165V164H211ZM215 165V164H214ZM230 165V163H229ZM235 165L234 167H232V170H234L235 168L239 167L238 170H244L243 168H241V165H243V162L242 164L240 163H235L233 164ZM254 165V164H253ZM257 165V164H256ZM9 166V165H8ZM11 166V165H10ZM30 166V165H29ZM88 166V165H87ZM185 166V164H184ZM225 166V165H224ZM237 166V167H236ZM244 166V165H243ZM249 166H251L249 164ZM43 167V166H41ZM40 167V168H41ZM48 167V166H47ZM46 167V168H47ZM62 167V166H61ZM98 167V168H99ZM128 167V166H127ZM136 167H140V177H135L137 175H135L134 173V169ZM204 166L202 165V168ZM218 167V166H217ZM44 168V167H43ZM66 168V167H65ZM97 168V169H98ZM210 168V166H209ZM215 168V167H214ZM220 168V166H219ZM219 168H217L219 170ZM252 168V167H251ZM48 169V168H47ZM176 169V168H175ZM24 170V169H23ZM105 170V171H106ZM127 170V169H126ZM156 170V169H155ZM217 170V172H219ZM230 170V171H232ZM237 170V171H238ZM8 171V170H7ZM37 171V170H36ZM87 171V170H86ZM95 171V170H93ZM104 171V169H103ZM178 171H181L178 170ZM215 171V170H214ZM221 171H222V168H221ZM45 172V171H44ZM48 172V171H46ZM236 172V171H235ZM244 172V171H243ZM247 171H245L246 173ZM262 171L261 170H257L256 173H261ZM10 173V172H9ZM43 173V172H42ZM58 173V172H57ZM61 173V172H59ZM58 173V174H59ZM95 174H97L96 172H94ZM105 173V172H104ZM124 173V171L122 172ZM183 173V177L186 175H184ZM206 173H210V172H206ZM212 173V171H211ZM215 173V172H213ZM224 173H226L224 171ZM232 173V172H231ZM234 173V172H233ZM237 173V172H236ZM239 173V171H238ZM39 174V173H37ZM65 174V173H64ZM70 176H74L75 173L72 172L70 170L69 173ZM99 174V172H98ZM112 174V175H113ZM156 174V173H155ZM179 174V173H178ZM222 174V173H221ZM227 174V173H226ZM35 175V174H34ZM62 175V174H61ZM104 175V174H103ZM109 175V174H107ZM111 175V174H110ZM150 175H152L150 173ZM181 175V174H180ZM178 175V176H180ZM188 175V176H189ZM210 176V174H208ZM212 175V174H211ZM251 175V174H250ZM49 176V175H48ZM59 176V175H58ZM94 175L91 174V175H86V174H81L80 177H81V185L82 188L77 191V193L75 194L76 196H80L82 198H85L86 200L88 201H92V205L93 206H96V207H99L97 205V202L94 201L93 199H91V195L93 194V190L90 189V185L92 183V177ZM118 176V175H117ZM116 176V177H117ZM204 176H207V175H204ZM26 177V178H25ZM34 177V176H33ZM115 177V178H116ZM151 177V176H150ZM208 177V176H207ZM238 177V176H237ZM27 178H30L29 176H24L23 175V179H27ZM34 178H37V177H34ZM49 178V177H48ZM101 178V177H99ZM109 178V177H108ZM113 179H115L114 177H111ZM110 178V179H111ZM179 178V177H178ZM206 178V177H205ZM204 178V179H205ZM231 178V177H230ZM249 175H243L241 176L240 175V178L238 179L237 183L238 184H227V185H224V188L221 190V193H220V201L216 204L217 206L216 207H213L211 206L212 208L210 209H207L205 211V217L208 218V221H207V224L208 226L207 227H204L205 229L209 228L213 223H215V225H220L222 226V229L224 227V230H227L229 228L230 225H235V229L231 230L233 232H235L236 234H240L242 235L241 233L246 231L248 232L249 234H253L254 232H260L261 234L264 233V225H262L261 227H259L257 224H256V219H257V212L259 211V209L256 207V205L253 203V201L249 204L248 208L245 210H243L244 214L240 215V216H236L233 214L234 209L236 207V205L238 206V204L240 203V201H242L246 196L247 194L246 193H241V191H243V188L249 184L248 180H249ZM253 178V177H252ZM1 179V178H0ZM74 179H77V178H74ZM176 179V178H175ZM174 179V181H175ZM191 179V177H190ZM236 179V178H235ZM236 179V180H237ZM10 180V179H9ZM119 181V178L117 179ZM148 180V179H147ZM180 180V179H179ZM189 180V179H188ZM48 181V182H47ZM65 182V183H61V182ZM102 181V180H101ZM107 181V180H106ZM105 181V182H106ZM109 181V180H108ZM116 181V179L114 180V182ZM121 181V180H120ZM143 181V180H142ZM143 181V182H144ZM173 181V180H172ZM194 181V179H193ZM234 181V180H233ZM122 182V181H121ZM178 180H177V184H178ZM181 182V180H180ZM208 181L204 182V183H207ZM252 182V181H250ZM108 183V182H107ZM116 183H119V182H116ZM163 185H162V184ZM189 183V182H188ZM193 183V182H192ZM255 183H258V182H255ZM254 183V184H255ZM260 183V182H259ZM258 183V184H259ZM32 184V183H31ZM30 184V185H31ZM141 184V183H140ZM146 184V183H145ZM158 184L160 189L159 190H156V187L155 185ZM174 184V183H173ZM180 184V183H179ZM195 183H193V186H194ZM196 184H198V182L196 181ZM104 185V184H103ZM172 185V184H170ZM175 185H176V182H175ZM192 185V184H190ZM2 186V185H1ZM24 186V185H23ZM124 186H127V185H124ZM166 186H169V185H166ZM178 186V185H176ZM201 186V185H200ZM199 186V188H200ZM100 187V186H99ZM195 187V186H194ZM203 187V186H202ZM1 188V187H0ZM107 188V187H106ZM128 188V187H127ZM180 188V187H179ZM198 188V189H199ZM173 189V188H172ZM176 190V189H175ZM200 190V189H199ZM203 190V189H202ZM22 191V190H21ZM253 192L251 193V196L255 199H257L259 202L260 200L262 199V195H260L262 192L264 194V187L259 185V187L256 189H253L252 190ZM20 192V191H18ZM75 192V191H74ZM106 192V191H105ZM200 192V191H199ZM246 192V191H245ZM23 193V192H22ZM26 193V191H25ZM57 193H59L60 195H57ZM179 189L176 190V196H178L179 194ZM239 194V196L237 197L236 199V205L234 204H231L230 203V200L227 199L226 197L227 196H231L233 194ZM24 194V193H23ZM181 194V193H180ZM4 195V194H3ZM22 195V194H21ZM108 195V194H107ZM175 196V195H174ZM175 196V197H176ZM203 196V195H202ZM206 196V194H205ZM249 196V195H248ZM6 197V196H5ZM4 197V198H5ZM24 197V196H23ZM251 197V198H252ZM9 198V197H8ZM48 198L50 201L53 202V205H54V208H50L47 204H46V201ZM55 198L60 199V200H63L62 203L59 202V205L57 204V201L55 200ZM107 198L103 201H105L106 203L108 202L107 201ZM217 198V197H216ZM263 198H264V195H263ZM18 199L17 198V204H18ZM21 199V198H20ZM76 199V198H75ZM160 199V198H159ZM174 199V198H173ZM249 199V198H248ZM6 200V199H5ZM23 200H25L23 198ZM74 200V199H73ZM170 200V201H169ZM16 201V200H15ZM21 201V200H20ZM19 201V202H20ZM173 201V200H172ZM24 202V201H23ZM147 202V203H146ZM152 202V201H151ZM159 202V201H158ZM206 202V201H205ZM263 202V200H262ZM15 203V202H14ZM21 203V202H20ZM19 203V204H20ZM115 203V204H114ZM201 203V202H200ZM204 204V203H203ZM202 204V205H203ZM207 204V203H206ZM205 204V205H206ZM241 204V203H240ZM52 205V206H53ZM154 205V204H153ZM169 205V204H168ZM210 205V204H209ZM55 206H60V207H63V206H69L70 207V211H71V214L69 215V217L67 219H65V217H61V215L59 216H54V219L52 218V216H49L51 214V212H53L56 207ZM171 206V205H170ZM235 206V207H234ZM244 206V205H243ZM18 207V206H17ZM234 207V208H233ZM239 207V206H238ZM159 208V207H158ZM165 208V209H166ZM241 208V207H240ZM67 209V208H66ZM121 209H124V210H121ZM163 209V208H162ZM162 209L160 210L157 209L156 212H157V215H160V216H164V213L165 211ZM170 209V208H169ZM245 209V208H243ZM138 211L140 213H144L145 214V217L147 218V221H146V226H150V227H153L155 228V231L153 230H149L147 232H145L146 230H142L144 229V227L142 226V228H138L135 232L132 231V233H125L123 231L122 228V225L119 226V229L117 231H113L111 230V228L109 227V225H114L116 223H121V218L120 216L123 214V211H126L125 213V216L129 219L127 220H137L139 222V224H141V221L140 219H137V217L135 215H133L132 213ZM172 210L173 212H177L176 208L174 206H172ZM179 210V209H178ZM240 210V209H239ZM13 211V210H11ZM59 211H63L62 209L61 210H58L56 213H58ZM171 210H169L170 212ZM233 211V212H232ZM23 212V211H22ZM172 212V211H171ZM17 213V211H16ZM70 213V212H69ZM174 213V214H175ZM167 214V213H165ZM226 215V216H225ZM259 216V215H258ZM24 217V216H23ZM220 217V219H218ZM165 218V216H164ZM15 219V218H14ZM23 219V218H22ZM45 219V220H43ZM160 220V219H158ZM181 221V220H180ZM179 221V222H180ZM16 222V221H15ZM200 223H203L202 220L198 221L196 220L195 218H192L187 224L191 225L192 227H199V229L196 231L197 233H200L201 232V229L203 228V226H200ZM20 224V223H19ZM182 224V223H181ZM24 225V226H25ZM168 225V224H167ZM145 226V225H144ZM23 227V226H22ZM172 227V226H171ZM233 227V226H232ZM18 228V227H17ZM96 228V231L94 232L93 230ZM180 228V227H179ZM23 229V228H22ZM221 229V230H222ZM16 230V229H15ZM17 231V230H16ZM15 231V233H16ZM55 231V232H53ZM61 232L62 235H59V234H56V232ZM74 231H78L79 233L77 234V238H74L73 236V233H75ZM209 232L213 235H215L216 231L214 229H210ZM226 232V231H225ZM17 234V233H16ZM15 234V235H16ZM14 235V237H15ZM19 238L21 240H19ZM238 238V237H237ZM244 238V237H243ZM248 237L246 236V239ZM239 239V238H238ZM241 239V237H240ZM213 241V240H212ZM218 241V240H217ZM165 242V241H164ZM246 240H239L237 241L235 244H234V247H238L240 245V243L242 245H244L243 243H245ZM219 243V241H218ZM14 245V243H13ZM13 245L11 247H13ZM16 245V246H17ZM161 245V244H160ZM194 245V244H193ZM229 245V244H228ZM8 246V245H7ZM207 246V244L205 245ZM230 246V245H229ZM245 247L247 246L246 243L244 245ZM168 247V246H167ZM187 247V246H186ZM189 247V246H188ZM248 247V246H247ZM8 248V247H7ZM6 248V249H7ZM163 248V247H162ZM198 248V247H197ZM40 249V248H39ZM166 249V248H165ZM218 249V248H217ZM230 249V248H229ZM4 250V251H3ZM183 250V249H182ZM187 250V249H186ZM193 250V249H192ZM205 250V254H209L210 258L208 259V261H206V259L204 260L203 257L202 258H198L200 259V263L199 264H224V261H220L219 259L217 260H214L213 257H211V255L214 254L213 251H216V249H212V248H204ZM185 251V250H184ZM184 251H181V252H184ZM210 251H212L211 253H209ZM222 251V250H221ZM10 252V253H12ZM166 252V251H165ZM190 252V251H188ZM199 252V250L197 251ZM218 252V251H217ZM224 253H227V257H228V263L225 262V264H232L233 262H236V261H240L241 259V256H242V253L241 255H235V251H228V250H225L223 251ZM223 252H221V254L223 255ZM164 253V252H163ZM250 253V252H248ZM246 253V254H248ZM172 254V253H171ZM28 255V259L27 258H24L25 256ZM68 255V259H67V256ZM204 255V254H203ZM202 255V256H203ZM167 256V255H166ZM190 256V255H189ZM200 256V255H199ZM205 256H208V255H205ZM219 256V255H218ZM42 257V258H41ZM185 257V256H184ZM192 257V256H191ZM221 257V256H220ZM165 258H168V257H165ZM217 258V257H216ZM109 259H111L109 261ZM178 259V258H177ZM181 259V258H180ZM188 259V258H187ZM224 259V258H223ZM227 259V258H226ZM168 260V259H167ZM165 260V261H167ZM197 260V259H196ZM261 260V259H260ZM14 261V262H13ZM164 261V262H165ZM177 261V260H176ZM179 261V260H178ZM206 261V262H205ZM246 262V261H245ZM168 263V262H167ZM171 263V262H170ZM176 263V262H175ZM182 263V262H181ZM186 264H191V263H188V261H185ZM164 264V263H163ZM166 264V263H165ZM183 264V263H182ZM196 264V263H195ZM248 264V263H247ZM261 264H264V260H262V263Z\"/></svg>",
    "mask_w": 264,
    "mask_h": 264
},
{
    "label": "water",
    "instance_id": "obj_3",
    "mask_svg": "<svg viewBox=\"0 0 264 264\" xmlns=\"http://www.w3.org/2000/svg\"><path fill=\"white\" fill-rule=\"evenodd\" d=\"M199 73H200V75H202L203 77H206L207 75H212V74H214V70L213 69H211V68H201L200 70H199ZM134 173H135V175H139V173H140V167H136L135 169H134Z\"/></svg>",
    "mask_w": 264,
    "mask_h": 264
}]
</instances>
